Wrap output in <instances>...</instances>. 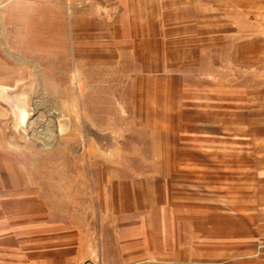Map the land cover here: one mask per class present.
Wrapping results in <instances>:
<instances>
[{"label": "rangeland", "instance_id": "rangeland-1", "mask_svg": "<svg viewBox=\"0 0 264 264\" xmlns=\"http://www.w3.org/2000/svg\"><path fill=\"white\" fill-rule=\"evenodd\" d=\"M0 264H264V0H0Z\"/></svg>", "mask_w": 264, "mask_h": 264}, {"label": "crops", "instance_id": "crops-1", "mask_svg": "<svg viewBox=\"0 0 264 264\" xmlns=\"http://www.w3.org/2000/svg\"><path fill=\"white\" fill-rule=\"evenodd\" d=\"M78 1L79 2H109V3H114V2H117L118 0H78ZM132 2H135V0H132Z\"/></svg>", "mask_w": 264, "mask_h": 264}]
</instances>
